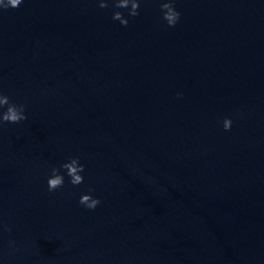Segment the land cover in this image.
Here are the masks:
<instances>
[{
    "label": "water",
    "instance_id": "95a60500",
    "mask_svg": "<svg viewBox=\"0 0 264 264\" xmlns=\"http://www.w3.org/2000/svg\"><path fill=\"white\" fill-rule=\"evenodd\" d=\"M176 7L174 27L155 0L127 26L94 0L0 10V88L27 114L0 124L3 264H264V0ZM68 155L84 182L49 192Z\"/></svg>",
    "mask_w": 264,
    "mask_h": 264
},
{
    "label": "clouds",
    "instance_id": "9594fccd",
    "mask_svg": "<svg viewBox=\"0 0 264 264\" xmlns=\"http://www.w3.org/2000/svg\"><path fill=\"white\" fill-rule=\"evenodd\" d=\"M24 3V0H0V10L8 8H17ZM99 8L111 7V19L118 21L120 25L127 26L130 18L139 15V8L143 0H94ZM155 4L159 9V16L163 23L168 27H174L181 17L180 10L176 7V0H155ZM125 10L127 15L121 11ZM176 96L182 95L177 91ZM27 119L25 104L16 102L0 88V124L5 121L9 123H19ZM232 117L224 115L220 118V126L225 130H229L232 126ZM67 182L73 186L80 185L85 179V164L79 155H68L58 163H51L47 166L44 176L46 188L49 192L60 189ZM100 197L94 194V189L89 185L87 190L81 191L77 197V203L87 209H94L100 204ZM0 229L3 231H11L9 225L0 221ZM10 247H15V241L9 239L7 241ZM0 264L3 259L0 258Z\"/></svg>",
    "mask_w": 264,
    "mask_h": 264
}]
</instances>
